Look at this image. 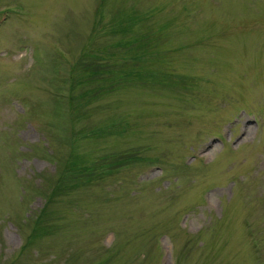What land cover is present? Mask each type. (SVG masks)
Returning a JSON list of instances; mask_svg holds the SVG:
<instances>
[{
	"label": "rangeland",
	"instance_id": "obj_1",
	"mask_svg": "<svg viewBox=\"0 0 264 264\" xmlns=\"http://www.w3.org/2000/svg\"><path fill=\"white\" fill-rule=\"evenodd\" d=\"M4 10L0 264H264V0Z\"/></svg>",
	"mask_w": 264,
	"mask_h": 264
},
{
	"label": "trees",
	"instance_id": "obj_2",
	"mask_svg": "<svg viewBox=\"0 0 264 264\" xmlns=\"http://www.w3.org/2000/svg\"><path fill=\"white\" fill-rule=\"evenodd\" d=\"M81 64H82V66H81L82 69H84V68H85V67H84V63H81ZM92 64H93V62H89L87 66L90 67ZM81 67H80V69H81ZM87 71L93 72V70H91V69H87L86 72H87ZM84 72H85V70H84ZM87 79H88V78H87ZM115 165H116V163H115ZM109 166H110V165H109ZM110 167H111V166H110ZM89 176H90V173H87V175H86L85 177L89 179ZM59 180H60V179H59ZM56 189L59 190V189H60V185H58V186L56 187ZM55 192H56V191H55Z\"/></svg>",
	"mask_w": 264,
	"mask_h": 264
}]
</instances>
